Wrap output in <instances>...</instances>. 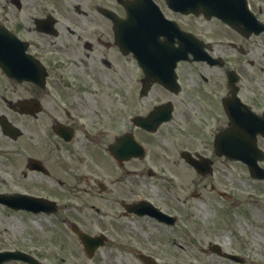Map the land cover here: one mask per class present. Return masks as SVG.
Returning <instances> with one entry per match:
<instances>
[{"label":"flooded vegetation","instance_id":"af4514ba","mask_svg":"<svg viewBox=\"0 0 264 264\" xmlns=\"http://www.w3.org/2000/svg\"><path fill=\"white\" fill-rule=\"evenodd\" d=\"M190 1L0 0V168L12 194L90 209L98 264L159 259L152 213L177 211L180 170L215 190L264 169V0L234 25Z\"/></svg>","mask_w":264,"mask_h":264},{"label":"rangeland","instance_id":"374dc122","mask_svg":"<svg viewBox=\"0 0 264 264\" xmlns=\"http://www.w3.org/2000/svg\"><path fill=\"white\" fill-rule=\"evenodd\" d=\"M161 163L164 164L163 159ZM167 170L170 172L169 169ZM3 173H0V189H6L11 185V178L3 179L2 177H5ZM228 173L229 175L226 174L228 187L234 190L232 181L234 171ZM195 177L194 171L183 169L173 180V195L180 194L183 198L187 194L189 198L186 206H182L181 202H177L175 206L181 209L184 215L178 233L162 231L160 227L155 230L154 244L161 255L162 264H235L225 261L218 254L210 251L209 248L213 243L221 244L228 251L241 252L247 258L246 264H264V240L257 244L254 242L255 233H260L264 239V196H255L257 198L251 204H245L246 213H243L245 207L232 204L230 213L225 214L223 211L219 212L218 198L213 199L216 204L214 207L207 198L206 191L193 184ZM242 187L245 191L246 187ZM196 189L202 192V198H192ZM262 191L264 192V189ZM168 198L171 200L172 197L165 195L163 200ZM171 203L174 204L172 200ZM85 211L78 213L77 209L72 210L71 212L77 213L75 217L69 216L68 211L67 218L77 224L80 223L81 228L86 229L85 227L88 226L92 230L90 223L92 214L88 208ZM63 217L62 215L30 216L11 212L0 206V248L9 247V244H24L28 241L27 244H30L33 253L46 264H91L79 240L62 221ZM124 224L125 234L132 235L133 232H139L136 221L127 220ZM143 234L141 237L146 239V242H150V238ZM226 236L229 240H226ZM127 255L129 256L127 264H133L129 253Z\"/></svg>","mask_w":264,"mask_h":264},{"label":"water","instance_id":"95a60500","mask_svg":"<svg viewBox=\"0 0 264 264\" xmlns=\"http://www.w3.org/2000/svg\"><path fill=\"white\" fill-rule=\"evenodd\" d=\"M212 4V3H211ZM83 235V234H82ZM85 240V236H82ZM86 242V241H85ZM12 254V255H11ZM16 253H10V252H5V253H0V264L4 261L5 258H9V256L11 255V257L16 258V256L19 255H15Z\"/></svg>","mask_w":264,"mask_h":264},{"label":"bare ground","instance_id":"6f19581e","mask_svg":"<svg viewBox=\"0 0 264 264\" xmlns=\"http://www.w3.org/2000/svg\"><path fill=\"white\" fill-rule=\"evenodd\" d=\"M226 240H229V237L226 236ZM264 239L262 238L261 234L260 233H255L254 235V242L257 244L261 241H263Z\"/></svg>","mask_w":264,"mask_h":264}]
</instances>
